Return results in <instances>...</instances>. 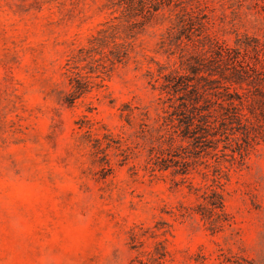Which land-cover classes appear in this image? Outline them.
Returning <instances> with one entry per match:
<instances>
[{
    "label": "rangeland",
    "instance_id": "rangeland-1",
    "mask_svg": "<svg viewBox=\"0 0 264 264\" xmlns=\"http://www.w3.org/2000/svg\"><path fill=\"white\" fill-rule=\"evenodd\" d=\"M180 1L192 20L159 12L120 62L91 50L109 0H0V264H264V83L231 87L242 127L205 129L219 76L194 43H264V0ZM181 60L191 137L154 87Z\"/></svg>",
    "mask_w": 264,
    "mask_h": 264
},
{
    "label": "trees",
    "instance_id": "trees-1",
    "mask_svg": "<svg viewBox=\"0 0 264 264\" xmlns=\"http://www.w3.org/2000/svg\"><path fill=\"white\" fill-rule=\"evenodd\" d=\"M182 5L183 2L180 0H109V5L107 6V9L110 11L109 20L104 24L105 28L98 31V38L93 39L91 50L98 49V43L100 42L108 43V40H112V43H115V40H120V44H114V49L119 48L121 51V59L113 52H111V55H114L115 61H126L133 49V39L145 29L146 25L151 22L159 12L171 7H181ZM181 8L182 18L191 21L196 14L195 11H187L185 7ZM116 14H119V16L117 17ZM183 21L184 20H182V22ZM187 39L194 42L191 37ZM204 40L208 42L207 46L203 45L204 43H202V40H197L194 43L199 44L203 48L204 54L209 55V57L205 64H201L202 62H196V64H201L202 70L205 71V73H208L207 78L215 76H219V78L208 79L207 84L209 87L214 84H217V86L203 90V94L208 90L217 89L218 92L213 94V96L220 100V103H217V105L223 111V114L219 116L212 115L215 121L212 124L207 122L205 124V129H218L219 126H223L222 124L225 121H230V125L235 123L238 127H242L243 119L245 117L242 107L245 102L237 92H230V89L234 84H246L247 86H252V84H254L253 77L257 78V82L264 83V43H261L255 38H247L246 41H249L250 44L238 43L235 48H231L230 46H227L224 43H219L209 37H206ZM181 45L182 43H180V46ZM88 53H90V50ZM258 65L263 68L258 70ZM214 69H217L218 71H215ZM181 71H189L191 74H197L199 69L181 60L179 68L171 70L168 74L162 75L159 87H154L166 95V101L163 99L160 100L163 104L166 102L170 103L169 109L172 110V115L177 114L179 116L185 114V112L190 114L194 111L198 112L195 116L192 115L186 117V126L182 130L184 137H191L192 134H195V128H197L194 124V119L199 118V120H201L207 116L203 114V112H200L202 110L200 107H195L193 104H190L189 106L187 103L181 102V104L175 105V102L184 99L183 93L191 92L193 88V86L189 85L186 81L188 80V76L181 75ZM202 78L206 79V77ZM73 81L77 86L72 92L71 97H78L88 91L79 90V85L87 87L85 89H88L91 85L88 78H84L79 74L73 78ZM158 82L159 81H156V83ZM255 90L258 91L259 88L256 86ZM205 103L209 102L205 101ZM212 103L214 105L216 104L215 102ZM207 108L208 109L205 110L203 109V111H209V107ZM208 115H211V112H208Z\"/></svg>",
    "mask_w": 264,
    "mask_h": 264
}]
</instances>
